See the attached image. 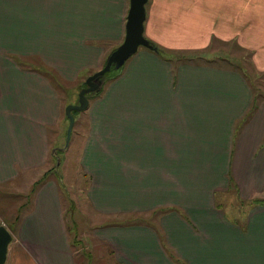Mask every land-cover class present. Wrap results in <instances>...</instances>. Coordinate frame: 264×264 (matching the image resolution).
I'll return each instance as SVG.
<instances>
[{"label":"crops","instance_id":"obj_1","mask_svg":"<svg viewBox=\"0 0 264 264\" xmlns=\"http://www.w3.org/2000/svg\"><path fill=\"white\" fill-rule=\"evenodd\" d=\"M129 6L0 0V40L23 39L0 43V226L13 235L6 264H80L63 179L30 173L49 162V127L64 117L60 92L67 82L80 87L123 43ZM146 12L145 37L160 53L138 51L83 111L75 186L86 183L84 205L103 221L96 246L109 247L116 264H264V97L232 62L235 48L251 51L264 74V0H149ZM92 38L111 42L83 51ZM217 45L235 47L223 55ZM195 51L216 56L163 57ZM71 55L78 58L64 65ZM23 180L32 182L27 199L14 188ZM25 204L11 229L5 219ZM129 215L135 223L107 222Z\"/></svg>","mask_w":264,"mask_h":264},{"label":"rangeland","instance_id":"obj_2","mask_svg":"<svg viewBox=\"0 0 264 264\" xmlns=\"http://www.w3.org/2000/svg\"><path fill=\"white\" fill-rule=\"evenodd\" d=\"M19 42H23V39H1L0 40L1 47H4V48L10 43H16V45H19L18 44ZM110 42H111L110 39L92 38V39L86 40L83 43L82 48H83V51H87L88 49L95 48V47L106 49L109 46ZM217 46H219V45H217ZM219 47H220L219 53H222L223 55H231L232 51L234 50L233 47H235V46H233V45H230V46L220 45ZM117 48H118V46H115V48H113L111 53L114 50H116ZM145 49L146 48L141 47L139 49V51L145 50ZM248 52H251V51H247V50L244 51L238 47L235 48V55H233V58L237 59V61H232V62H234L235 66L241 67L242 69H244V71H246L247 73H249L251 75L252 82H253L254 87H255V95L257 97H261V96L264 97V74H263V72L259 71L253 65V59ZM111 53H109L107 55V57L105 58V62L103 63L104 64L103 67L105 66L107 58ZM201 56H204V58H207V59L208 58L213 59V57H215L216 54H213L211 56L205 52L199 53V51H195L194 53L190 52V53H186V54H184L182 52L180 54H178L177 52H175V54L173 56L163 55V57H165L169 61L172 59H174L176 61L187 60V59H193L195 61H199V57H201ZM15 57L19 61H21L22 63H33L37 60H39V61L43 60L37 55H28V56L21 55V56H15ZM76 58H78V56H76V55L65 56L63 59V63H64V65H66ZM214 60L215 61H221L222 59L214 58ZM202 61H203V58H202ZM228 62L230 63V61H228ZM44 64L45 63L41 64V66L43 68H45ZM125 66L120 71V73L124 70ZM47 70L48 69H46V71ZM91 71H93V73H91V75H93L96 72H98L99 69H91ZM115 72H116L115 70L111 71L108 74V76H112L113 74H115ZM56 74L59 75V73H56ZM87 77H89V75ZM113 78H115V77H111V78L108 77V80L110 81ZM85 79L87 80V78H84L83 81ZM59 80H60V82L65 84L64 80H61V79H59ZM86 80L83 82V84L80 87H79L80 83H78V82H77V84H73V83H69L66 81L67 85H65V88H63L62 91L60 92V95L61 96L63 95V97H64V102H63L64 103V114H63L64 117L61 118V121L63 119V124H62V126H59L61 123V121H60L57 126L49 127V135H50V141H51V150L49 152L50 153L49 162L43 169L38 168V170H35V172H31L30 175L34 176L37 174V175H40V177H41L42 175H45L46 173H48L49 176L50 175L53 176V175L58 174L63 179V182L65 184L64 188H62L63 194H64V192L68 193V196H69V198H71V201L73 200V204H72L66 198L65 209H69L70 205H71V207L73 206L76 208V215L73 217V224L77 223L78 227H73L72 225L71 226L73 228H75V230H78L77 231L78 234H75L72 231H70V234H71V241L73 242V250L75 253H77V257L81 260L80 264H116L115 260L112 256V250L109 247L104 246L103 248H99L96 246L97 243H95V242H98V239L95 238L96 234H94V231L95 230L98 231L100 228H103V221L101 219L100 220L101 223L99 224L96 221L97 218L94 217V215H95L94 212L91 211V209L89 207L84 205L87 202L85 199V192H86V187H87V186H85L86 183H84V182L81 183L78 191H77L76 186H75L76 185V182H75L76 177L79 174H81V170H82L81 169V154H82V149H83V143H84L83 139L84 138L80 137L79 133H80V130H82L84 127L87 126V117H86L87 115H86V113H83V112L73 113L75 123H74L73 132H72L71 142H70L68 149L64 150V147L66 145L67 132H68V128L70 125V121L67 118V116L65 115V111L69 105H76L78 103L80 91L82 90V87H83L84 83L86 82ZM107 83H108V81L105 82L103 87ZM107 85L104 87V89L107 87ZM71 89H72L73 94L70 97V99H73V100H70L69 102H67L68 97H67V95H65L66 94L65 91L71 90ZM93 99L94 98L91 97L90 102H92ZM60 127H62V128H60ZM60 131H61V137L63 136L62 140H61V138L59 139ZM53 154H54V156L52 157ZM59 158H60V160H59L60 164L58 165L57 160ZM30 175H27L26 177H28ZM61 178L58 177L57 180L60 181ZM31 183L32 182H30V184H29L28 182H26V180H23L21 182L14 184V188L16 189L15 190L16 194H21L22 192H24V193H22V195H24V196L26 195V199H27V196H28L30 189H31V186H30ZM7 192L8 191L3 190L2 194L4 196H7ZM16 200H17V198H16V196H14L12 198H9L8 202H9V204H11L15 207V204H17ZM27 206H28V204L23 205V207L17 213L14 212L13 216L5 219V221L7 222V224H9L11 229L15 228V226L17 224L18 217L25 211V208ZM69 216L67 214L68 218H69ZM136 220H137V216L129 215L125 218V220H122V221H120L119 218L113 217V218L108 219L107 222L110 224H120V223L129 224L132 222L135 223ZM140 220H141L140 222H147V223H151V224L157 223V219L154 217L150 219L148 216H141ZM70 223L72 224L71 221H69V225H70ZM100 246H102V245H100Z\"/></svg>","mask_w":264,"mask_h":264},{"label":"water","instance_id":"obj_3","mask_svg":"<svg viewBox=\"0 0 264 264\" xmlns=\"http://www.w3.org/2000/svg\"><path fill=\"white\" fill-rule=\"evenodd\" d=\"M149 0H130L127 15L126 36L123 43L118 46L107 58L105 66L95 74L89 76L80 91L79 101L76 105L66 108V116L70 121L67 132L66 145L68 149L74 128V112L86 111L90 106V96L101 92L103 85L108 80V74L115 70L121 71L125 64L139 51L141 47L156 51L157 48L145 37V21L147 18L146 6ZM60 158L57 160L58 165ZM13 235L8 228L0 226V264H6L9 246Z\"/></svg>","mask_w":264,"mask_h":264},{"label":"trees","instance_id":"obj_4","mask_svg":"<svg viewBox=\"0 0 264 264\" xmlns=\"http://www.w3.org/2000/svg\"><path fill=\"white\" fill-rule=\"evenodd\" d=\"M152 43V42H151ZM155 47H156V45L154 44V43H152ZM156 52H158V53H160V51L157 49L156 50ZM119 73H120V71H117V72H115V74H113L112 76H108V77H117L118 75H119ZM54 80L55 81H57L58 83H59V79L58 78H56V77H54ZM83 88V87H82ZM101 93V92H100ZM100 93H98V94H95V97L96 96H98V95H100ZM93 98H94V96H92ZM90 98H91V96H90ZM46 175H48V173H46ZM15 224V223H14ZM17 224H18V221H17Z\"/></svg>","mask_w":264,"mask_h":264}]
</instances>
